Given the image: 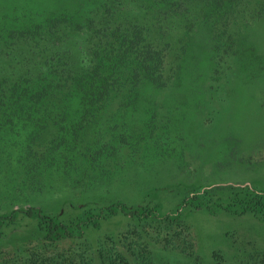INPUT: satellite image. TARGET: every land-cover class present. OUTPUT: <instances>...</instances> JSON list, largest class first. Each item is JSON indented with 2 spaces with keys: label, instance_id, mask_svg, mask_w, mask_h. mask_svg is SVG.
Segmentation results:
<instances>
[{
  "label": "rangeland",
  "instance_id": "rangeland-1",
  "mask_svg": "<svg viewBox=\"0 0 264 264\" xmlns=\"http://www.w3.org/2000/svg\"><path fill=\"white\" fill-rule=\"evenodd\" d=\"M176 1L0 0V32L22 30L9 58L0 34V77L33 65L23 32L81 2L106 43L116 27L161 28L171 43L163 87L134 88L126 71L102 107L0 109V216L15 215L1 227L0 264H264V13L235 1L205 24L202 0ZM68 24L43 54L79 69L97 29ZM116 202L174 222L104 210ZM39 215L73 234L47 237Z\"/></svg>",
  "mask_w": 264,
  "mask_h": 264
},
{
  "label": "trees",
  "instance_id": "trees-1",
  "mask_svg": "<svg viewBox=\"0 0 264 264\" xmlns=\"http://www.w3.org/2000/svg\"><path fill=\"white\" fill-rule=\"evenodd\" d=\"M235 1L242 0H202L206 9L203 8L200 14L201 20L205 24L207 21L214 20L215 23L222 21L226 10ZM253 1L256 3H254L255 7L251 14L259 18L264 13V0H246L247 3ZM176 3L177 5L180 4L181 0H177ZM86 9V4L81 2L79 3V10L75 13L57 10V13L47 15L46 19L35 23L33 27H29L27 31L21 34L22 39L28 38L25 42L27 47L25 53L36 55L35 50H38L39 53L37 56H32L35 58L32 66H28L27 63L22 65L25 73L16 76L17 74L12 72L11 77H0V109L53 104V102L61 101H63L62 103L77 102L82 105L102 107L110 101L111 95L121 86L126 71L130 73V78L127 80L133 82L134 88H138L140 84H149L154 87L166 85L167 79L164 74L168 65L166 53L167 48L171 45L169 42L162 45L164 37L168 34L166 30L138 27H129L124 30H121L120 27L110 28V33L106 34L110 40L106 43L103 39V33L108 29L102 27L97 29L94 25L95 19L89 16L90 12L84 13ZM77 20L81 22L79 26L85 27L87 31L95 32L96 30L94 31L93 28H96L95 34L98 38L97 42L90 39V46L88 47L90 53H86V58L83 61L86 63L79 69L69 61L61 62V59H57L53 55L43 54V52H50L48 42L53 41L49 37L59 31L58 25L62 23L66 25L69 21V27L74 28ZM43 22H47V26H44ZM11 26L9 24L6 28L2 27L0 32L1 34L3 31L2 36L5 39L3 56L7 58L11 56L9 53L10 41L18 32L22 31L20 28L11 29ZM34 37L38 38L37 42ZM32 42L36 43L33 44ZM135 45L140 49L134 48ZM66 52L72 53L71 49L63 51L64 54ZM31 60L32 58L25 59L28 62ZM80 64L82 62L78 66ZM59 88L65 89L62 95L63 100L55 98ZM194 199L198 200L199 198L195 197ZM104 210H107L109 214L122 212L138 216L145 221L174 222V218L170 214H161L158 209L149 206L134 208L125 203L116 202L105 207ZM29 214H32V211ZM39 216L47 237L57 239L73 234L70 226L49 219L45 215ZM100 216L101 214L89 215L85 220L79 222V228L83 225L97 224V217ZM9 218L10 221L14 220V213L8 216H0V236L2 235L1 227Z\"/></svg>",
  "mask_w": 264,
  "mask_h": 264
}]
</instances>
